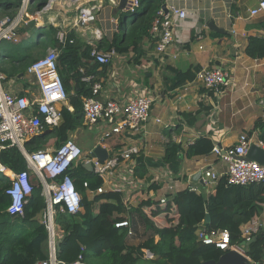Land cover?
<instances>
[{
	"label": "crops",
	"instance_id": "1",
	"mask_svg": "<svg viewBox=\"0 0 264 264\" xmlns=\"http://www.w3.org/2000/svg\"><path fill=\"white\" fill-rule=\"evenodd\" d=\"M120 1L114 7L109 0L93 1L92 4L102 5L99 18L88 28H80L76 25L78 12L72 0H56L48 9L49 0H33L30 11L34 15L40 13L37 14L38 21L20 29V43H1L2 66L10 70L20 69L24 63L20 60L26 56L37 59L54 48L52 45L41 51L37 46L35 48L34 29L42 26H52L57 31H74L81 44L99 48L100 40L109 38L112 31L109 17L123 12L118 10ZM167 1L189 13L177 29L179 42H175L166 54L158 55L155 41L149 34L140 51L118 53L104 73L102 67L96 70L102 73L98 75L102 84L100 99L114 98L126 102L146 92L155 97L149 117L139 131L113 134L102 145L110 155L126 147L140 149L132 161L118 171L133 167L134 177L141 180V184L118 192L128 210L136 208L147 198L159 200L171 196L169 183L174 184V194L193 186L201 193H209L201 180L203 172L213 168L222 174L227 166L214 153L189 158L188 148L201 138L210 139L213 147H229L237 143L242 133L249 135L251 131L250 137L256 143L260 131L253 129L264 117V58H252L246 52L250 38H264V13H250L260 0H163V3ZM211 22L213 27H210ZM97 29L102 31V37L95 35ZM43 39L48 40V36ZM213 66L224 67L230 74L229 83L219 90L206 88L196 80L198 71ZM177 71H191L194 78L178 84ZM85 76H93L94 80L97 77L93 73ZM6 77L5 90L29 99L38 96L35 77L28 70L14 76L6 74ZM69 108L73 110L72 106ZM99 135L98 128L83 125L71 133L70 138L92 150L98 144ZM172 141L180 144L182 151L176 161L165 163L166 147ZM138 170L144 174L140 176ZM113 183L117 185L123 181L119 177ZM88 195L92 199L93 195ZM253 222L264 229V215L249 224Z\"/></svg>",
	"mask_w": 264,
	"mask_h": 264
},
{
	"label": "trees",
	"instance_id": "2",
	"mask_svg": "<svg viewBox=\"0 0 264 264\" xmlns=\"http://www.w3.org/2000/svg\"><path fill=\"white\" fill-rule=\"evenodd\" d=\"M22 0H0V19L14 16ZM163 0H140L139 12L129 29L124 21L126 12H118V31L112 39L103 38L99 42L102 50L115 49L118 53L130 50L140 51L143 41L149 37L151 22ZM43 5V4H42ZM41 5V6H42ZM33 42L38 51L46 50L49 45L60 50L59 73L68 93L69 106L62 107V122L56 128H47L45 133L25 144L28 152L46 149L54 141L60 146L67 141L84 123L83 99L93 93L92 86L100 81L109 65H102L91 55L92 47L81 44L74 31H69L66 41L57 39V29L52 26L37 27ZM48 36V40L43 39ZM34 37V38H35ZM34 41V40H33ZM34 48V49H35ZM247 54L256 59L264 58V38L252 37L246 48ZM13 58V57H12ZM40 58V57H38ZM37 58V59H38ZM30 56L20 60L24 62L17 70L8 69L1 64L0 71L8 76L25 73L30 65L37 60ZM102 67V73H97ZM85 68V72L82 71ZM13 70V71H12ZM96 74L95 80L87 83L83 77ZM181 84L193 79L191 71H177ZM260 131V139L264 142V121L256 122L253 130ZM252 131L249 133V137ZM213 143L208 138H201L187 150V157L211 154ZM182 146L170 142L166 147L164 161L172 163L179 158ZM2 163L13 172L27 169V162L18 147H9L1 152ZM76 189L82 194L83 211L69 214L59 211L56 223L64 231L57 243L58 257L72 264L83 256L86 264H201L209 260H218L229 251L221 250L215 245H206L198 240V226L210 216L209 230H228L231 246H242L244 238L241 226L258 220L264 215V183L248 186L228 185L223 177L210 193L196 192L186 189L169 197L165 202L147 198L136 208H126L122 194L108 191L96 194L90 199L89 192L97 191L104 183L103 179L84 164L69 171ZM138 174L142 176L144 173ZM33 191L24 208V215H10L7 212L11 204L6 190L10 179L0 174V264H36L48 258V231L41 222L46 210V198L42 186L31 179ZM85 183L88 187H85ZM130 221V227L117 228L116 223ZM142 233V238L138 239ZM255 240L245 250L246 255L254 264H264V229L259 228L253 234ZM138 239V241H136ZM143 249L155 254V259L148 261L143 258Z\"/></svg>",
	"mask_w": 264,
	"mask_h": 264
},
{
	"label": "built area",
	"instance_id": "3",
	"mask_svg": "<svg viewBox=\"0 0 264 264\" xmlns=\"http://www.w3.org/2000/svg\"><path fill=\"white\" fill-rule=\"evenodd\" d=\"M55 1L49 0L50 3L46 9ZM72 1L78 12L76 22L78 27L88 28L97 21L102 8L100 4H92L97 0ZM109 1L113 7L118 2V0ZM32 2L33 0H22L13 17L7 15L0 19V45L5 41L20 43V29L33 21H38L37 14L40 13L34 15L30 11ZM139 9L140 0H128L124 12L136 15ZM250 13L251 15L264 13V0H260L258 6ZM188 16L189 13L186 9L177 7L168 1L159 7L149 29V34L155 41V50L158 55L166 54L175 42H179L177 29ZM109 21L112 31L109 32L110 37L107 39L111 40L114 33L118 31L119 17L111 15ZM94 32L98 37L103 36L102 31L98 29ZM67 35L68 32L64 29L57 31V39L60 42L64 43ZM91 55L100 64L109 65L118 56V52L115 49L102 50L95 45ZM59 56L60 50L51 48L44 56L30 65L28 72L35 77L39 88L38 96L33 99L5 90L3 83L7 77L0 71V155L6 148L18 147L27 162V169L13 172L2 163L0 158V174L6 175L10 179V186L6 193L10 197L11 204L7 212L10 215H24L25 205L33 191L34 185L31 182L33 178L38 185L42 186V193L47 203L41 222L48 231V258L38 261L36 264H69L61 260L57 254V243L63 237L64 231L56 223V215L59 211L73 215L83 211L82 194L76 189L74 180L69 174L71 169L89 162L92 164L93 172L104 181L97 191L89 192L93 196L108 191L122 192L124 188L141 184V180L134 177L133 167L130 170L124 169L118 172L121 166L132 161L133 156L140 152L137 146L114 151L111 155L109 153V157L104 161L92 157L93 149L84 151L73 138H69L58 147H48L32 153L26 150V142L45 133L47 128L58 127L62 122L61 111L64 105L67 106L68 93L59 73ZM82 71H84L83 68ZM83 79L91 82L94 77L84 76ZM196 80L206 88L219 90L229 83L230 74L227 69L221 66L205 67L197 72ZM101 90V82L96 81L92 86V95L83 99V125L98 128L100 135L97 145H103L113 134H120L123 131H139L149 117L155 97L146 92L139 93L126 102H120L114 98L103 100L99 98ZM262 119L264 121V117ZM253 144L264 149V142L260 138L254 143L253 138L245 133H242L237 143L232 146L215 145L213 147L212 153L218 160L225 163L227 168L222 174L217 173L213 168L205 169L201 180L207 188V192L210 193L223 177L226 178L228 185L248 186L254 183H264V165L248 158L249 149ZM117 175L123 181L122 184L115 185L113 183L116 178L119 179ZM85 187H88L87 183H85ZM168 189L172 195H175L174 184L169 183ZM190 189L200 193L196 186ZM171 196H164L159 200L165 202ZM115 225L117 228H128L130 221L125 219ZM259 228V224L256 222L246 224L242 228L244 241H251L253 234ZM196 234L198 240L206 245H215L221 250L231 247V249L242 251L241 247L237 245L231 246L228 230H209L205 221L198 226ZM143 253L145 260L155 259V254L151 250L143 249ZM72 264L86 263H84L83 256L80 255L78 260Z\"/></svg>",
	"mask_w": 264,
	"mask_h": 264
},
{
	"label": "water",
	"instance_id": "4",
	"mask_svg": "<svg viewBox=\"0 0 264 264\" xmlns=\"http://www.w3.org/2000/svg\"><path fill=\"white\" fill-rule=\"evenodd\" d=\"M128 0H121L119 9L118 10H125L126 3ZM126 24L128 25V17L124 19ZM210 27H213V22L210 23ZM91 156L94 158H98L101 161L106 160L109 157V152L106 148H104L102 145H97L92 151ZM248 158L254 161L259 162L260 164L264 165V149L261 147H258L256 144L251 145L248 153ZM85 167L89 171H93L92 164L86 163ZM206 224L208 225L210 223V216L208 215L206 217ZM255 238H253L251 241H244L242 243L241 249H230L229 251L225 252L223 255L220 256V258L216 260H209L205 261L201 264H254V262L246 255L245 250L248 248L251 242H253Z\"/></svg>",
	"mask_w": 264,
	"mask_h": 264
},
{
	"label": "rangeland",
	"instance_id": "5",
	"mask_svg": "<svg viewBox=\"0 0 264 264\" xmlns=\"http://www.w3.org/2000/svg\"><path fill=\"white\" fill-rule=\"evenodd\" d=\"M75 6V5H74ZM31 10L33 11V7H31ZM126 16L128 17V23H129V29L131 28V26H132V23H133V21H134V19H135V14L134 13H126ZM33 42H37V38L35 37L34 38V41ZM45 55V54H44ZM43 55V56H44ZM42 57V56H41ZM55 145H54V141H51V143H50V146L49 147H54ZM82 147V146H81ZM83 149H84V151H88V149H86V148H84V147H82ZM142 233L143 232H140V236H138V239L141 237L142 238ZM138 239L136 240V241H138ZM150 262H143V263H141V264H149Z\"/></svg>",
	"mask_w": 264,
	"mask_h": 264
}]
</instances>
